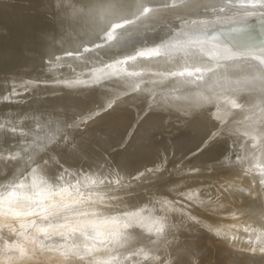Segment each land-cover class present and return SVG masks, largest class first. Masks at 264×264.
I'll use <instances>...</instances> for the list:
<instances>
[{
    "label": "bare ground",
    "instance_id": "1",
    "mask_svg": "<svg viewBox=\"0 0 264 264\" xmlns=\"http://www.w3.org/2000/svg\"><path fill=\"white\" fill-rule=\"evenodd\" d=\"M259 128L264 0H0V264H264Z\"/></svg>",
    "mask_w": 264,
    "mask_h": 264
},
{
    "label": "rangeland",
    "instance_id": "2",
    "mask_svg": "<svg viewBox=\"0 0 264 264\" xmlns=\"http://www.w3.org/2000/svg\"><path fill=\"white\" fill-rule=\"evenodd\" d=\"M17 3H18V2H17ZM18 4H19V3H18ZM122 26L125 27V26H127V24L125 23V26H124V24H123ZM139 28H142V27L140 26ZM141 30H142V29H141ZM151 38L154 39V37H151ZM150 40H151V39H150ZM147 41H148V40H147ZM148 43H149V42H148ZM150 43H151V42H150ZM185 45H186V44H185ZM185 45H184V46H185ZM187 45H189V43H188ZM187 45H186L185 47H188ZM185 47H184V48H185ZM197 53H198V52H197ZM202 96H203V95H202ZM204 96H205V98H202V99L205 100L207 97H206V95H204ZM190 98H192V97H190ZM190 98H186L185 100H186V101H187L188 99L191 100ZM198 99H200V100H199V103H200V101L202 100L201 97H200V98L198 97ZM198 99H197V100H198ZM189 100H188V101H189ZM201 104H202V101H201ZM205 106H206V105H205ZM251 106H253V105H251ZM251 106L248 105V108H249V109H250V108L253 109V107H251ZM245 107H247V106H245ZM245 107L242 106V109H245V111L247 112L249 109H246ZM201 108H203V107H201ZM251 109H250V110H251ZM240 111H241V108H240ZM242 111H244V110H242ZM200 112H203V111L200 109ZM238 113H241V112H238ZM241 115H242V114H241ZM237 116H238V115H237ZM259 129H260V130H259ZM259 129H258V130H259L258 133H259V137H261V134L264 133V132H263L264 130H262L261 128H259ZM256 133H257V132H256V130H255V134H256ZM258 133H257V134H258ZM255 134H254V135H255ZM257 134H256V136H257ZM257 137H258V136H257ZM206 150H207V149H206ZM206 150H205V152L207 153ZM261 150H263V149H261ZM261 150H258V151L260 152ZM209 151H210V150H209ZM209 151H208V152H209ZM259 152H258V153H259ZM62 153H63V152H62ZM62 153H60V155H61ZM63 154H64V153H63ZM62 156H63V155H62ZM202 157H203V156H202ZM202 157H200V158H202ZM200 158H199V159H200ZM262 158H264V157H262ZM262 158H261V159H262ZM223 170H224V169H223ZM227 171H228V169H226V172H227ZM218 172L220 173V170H219ZM221 172H222V170H221ZM226 172H225V173H226ZM223 173H224V172H223ZM223 173H222V174H223ZM225 173H224V175H225ZM222 174H220V175L222 176ZM242 174H243V173H242ZM220 175L218 176L219 178H221ZM218 177H217V178H218ZM235 177H236V178H235ZM235 177H234V178H235L236 181H238L237 179H240L241 181H243V179H244V180H248V179H249V176L246 177V174H245V173L243 174V176L240 174V175L235 176ZM238 177H239V178H238ZM241 177H246L247 179H246V178H241ZM224 178H225V177H224ZM221 179H222V178H221ZM225 179H228V177H226ZM229 179H230V178H229ZM231 179L234 181L233 178H231ZM231 179H230V181H232ZM233 181H232V182H233ZM241 181H240V182H241ZM251 184H252V183H251ZM254 186H255V184H254ZM254 186H253V187H254ZM235 193H236V192H235ZM240 194H242V193H240ZM243 194H245V196L243 195V196H244V199H243V197L240 196V197H241L240 200L243 199L244 202H243V201H242V202L244 203V205H245V206H248V205L245 204V201H246V203H247V198H248L249 196L252 198V194H251V195H249V193H243ZM246 195H248V197H247ZM255 195H257V194H254V196H255ZM254 196H253V197H254ZM262 196H264V194H262ZM262 196H260L261 198L258 197V196L255 197V198H256V199H257V198H258V199L260 198V199L262 200V199H263ZM250 197H249V198H250ZM249 198H248V200H249ZM255 198H253V199H255ZM256 199H255V200H256ZM258 199L256 200V202H259ZM250 201L253 202V200H251V199H250ZM263 201H264V200H263ZM236 202H238V201H234V202H232V204H237ZM239 202L242 203L241 201H239ZM248 202H249V201H248ZM254 202H255V201H254ZM243 203H242V204H243ZM230 204H231V203H230ZM232 204L230 205L231 208H232V206H233L234 208H239V207H237V206L235 207V206L232 205ZM242 204H241V205H242ZM256 204H257V203H256ZM237 205L239 206L240 204H237ZM242 207H243V205H242ZM240 208H241V206H240ZM248 210H249V209H248ZM248 210L245 209L243 212H244L245 214H247L246 212H248ZM245 211H246V212H245ZM243 212H242V213H243ZM250 212H251V210H250ZM250 212L248 213L249 216H248V215H245V216H248V217H245V220H246V218H247V220H248V218L252 219V218H251V217H252V216H251L252 214L250 215ZM240 213H241V212H240ZM240 213L238 212V213H233V214H235V215L238 217V215H239ZM251 213H253V210H252ZM219 215H221V218H222V215H224L225 220H226V219H229L230 217H231V219L233 218V220H231L232 222H230V221H229V222L232 223V224H234V225L237 227L236 230H237L238 227H239L238 224H240V226H242L243 224H245V221H244V223L242 222L243 219H244V216H243L242 214H240V215H242V216L239 215L240 217H243L242 221H239V220L237 219V220H235V222H234V217H233L231 214H230L231 216H230V215L227 216V214H225V213H220ZM235 215H234V216H235ZM214 216H215V215H214ZM214 216H211V217H213L214 220L220 218L217 214H216V216H218L217 218H214ZM216 216H215V217H216ZM225 216H227V217H229V218H226ZM250 216H251V217H250ZM237 217H235V219H236ZM240 217H239V219L241 220ZM221 218H220V219H221ZM224 218H223V219H224ZM211 219H212V218H211ZM223 219H222V220H223ZM250 219H249V220H250ZM229 220H230V219H229ZM247 220H246V221H247ZM236 221H239V223L236 222ZM241 222H242V223H241ZM235 223H238V224H235ZM237 225H238V226H237ZM230 226L233 227V225H230ZM232 227H231V228H232ZM232 229L235 230L234 227H233ZM242 231H243V230H242ZM245 242L248 244L249 241H248V242L245 241ZM255 242H256V241H255ZM246 243H243L244 245H242V244H241V245H238V246H236L235 248H234V247H233V248L231 247V246H233V245H229V246H227V247H230V248H232V249H237V250L239 249V250L242 251L241 246H242V248L246 247V246H247ZM257 243H258V242H257ZM257 243H255V244H257ZM253 244H254V242H252V244L249 242L248 247H249V245H250V246H254V245H255V244H254V245H253ZM254 247H255V246H254ZM246 248H247V247H246ZM248 249H249V248H247V249L244 248L243 251H242V252L240 251V252L243 253V252L246 250V251L244 252L245 254H248V253H246V252H250L251 254H252V253H255V251L252 250V251H253V252H252V251H250L251 249H250V250H248ZM38 253L40 254V253H42V252H38ZM27 254H29V256H27ZM35 254H36V251H35L34 254H33V253H32V250H31V252H28V253L24 254V255L27 256V257H23V256H22L24 259H23L22 257H20V258H22V260H21V259H17V261H14V263H15V262H19V263H20V261H21L20 264H45V263L47 264V262L50 263V264H52V263H51V262H52L51 260H52L54 257H53L52 259L49 258V257L47 258V255H45V253H43V255L46 256V257H44L45 259H43V255H41V254H40V255L36 254V256H35ZM31 255L35 256L36 259H35L33 256L31 257ZM37 256H38V257H37ZM29 257H30V258H29ZM25 258H29V260H28V259L25 260ZM40 258H41V259H40ZM30 259H31V260H30ZM40 260L42 261V263L40 262ZM44 260H45V261H44ZM48 260H50L51 262L48 261ZM53 260H54V261H53V262H54L53 264H61V263H59V262H61V261H56V258L53 259ZM32 261H33V262H32ZM46 261H47V262H46ZM55 261H56V262H55ZM62 261L64 262L65 260H62ZM67 261H68V263H69V260H67ZM67 261H66V263H67ZM44 262H45V263H44ZM57 262H58V263H57ZM68 263H67V264H68ZM16 264H18V263H16ZM63 264H65V262H64Z\"/></svg>",
    "mask_w": 264,
    "mask_h": 264
},
{
    "label": "clouds",
    "instance_id": "3",
    "mask_svg": "<svg viewBox=\"0 0 264 264\" xmlns=\"http://www.w3.org/2000/svg\"><path fill=\"white\" fill-rule=\"evenodd\" d=\"M214 103H215V100H214L213 96L211 94H209V96L203 101L202 104L188 105L185 108H179L177 110L180 111L183 115L194 117V116L198 115V113H199L201 107H203V105H212Z\"/></svg>",
    "mask_w": 264,
    "mask_h": 264
}]
</instances>
